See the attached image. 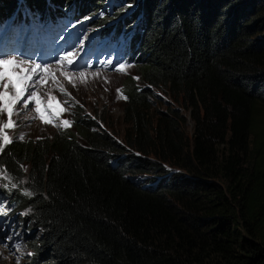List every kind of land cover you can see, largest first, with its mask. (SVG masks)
Listing matches in <instances>:
<instances>
[{
    "label": "trees",
    "instance_id": "1",
    "mask_svg": "<svg viewBox=\"0 0 264 264\" xmlns=\"http://www.w3.org/2000/svg\"><path fill=\"white\" fill-rule=\"evenodd\" d=\"M126 1L0 0L1 22L123 40L139 73L121 137L76 105L73 126L0 142L10 213L41 228L26 264H264V0ZM156 88L180 107L153 110Z\"/></svg>",
    "mask_w": 264,
    "mask_h": 264
},
{
    "label": "rangeland",
    "instance_id": "2",
    "mask_svg": "<svg viewBox=\"0 0 264 264\" xmlns=\"http://www.w3.org/2000/svg\"><path fill=\"white\" fill-rule=\"evenodd\" d=\"M113 4L120 8L128 6L126 0H114ZM110 5L106 8L112 12ZM10 20L0 23V60L14 61L0 65V72L7 73L0 78V97L7 92L10 101L19 84L25 89V98L33 91L40 98L41 112L36 111L35 101L27 109L21 108L23 101L10 103V123L6 102L0 99V142L10 140L16 132L49 134L58 126H73L71 109L76 105L85 115L121 137L125 127L122 84L139 77L137 61L123 57V40L112 44L102 36L94 39L90 26L81 22L50 24L48 21L43 28L32 18L30 25L25 22L21 28V22L11 26ZM29 26L35 32L33 39H39L32 47L26 40ZM18 35L20 38L14 42ZM117 51L118 62L113 60ZM155 92L158 99L153 110L166 109L167 104L180 107L165 90L156 88ZM182 111L186 113L183 108ZM259 115V124L264 127V110ZM65 120L69 123L64 124ZM192 124L188 119L189 133ZM7 181L0 167V189L5 188L4 193L0 192V264H26L41 228L30 218L29 207L21 208L17 214L10 213L15 210L6 195ZM49 257L42 250L38 264H50Z\"/></svg>",
    "mask_w": 264,
    "mask_h": 264
},
{
    "label": "snow or ice",
    "instance_id": "3",
    "mask_svg": "<svg viewBox=\"0 0 264 264\" xmlns=\"http://www.w3.org/2000/svg\"><path fill=\"white\" fill-rule=\"evenodd\" d=\"M5 63H14V61H4V60H0V65H3ZM39 67V66H37ZM7 73L5 72H0V78H2L3 76H5ZM5 87H7V85H5ZM25 93V89H23L22 87L19 86V84L16 85V95L14 97H12V99L9 101L8 100V93L5 92L4 95L2 97H0V99H4L5 100V106L8 108V117H9V121L11 123V116H12V109L11 107H8V105L11 104H15V103H19L20 101H23V103L21 104V108L23 109H27L29 104H31L33 101H35L36 103V111L37 112H41V108H40V98L36 95V93L33 91L30 94L27 95V97L25 98L24 96ZM51 107V105H49ZM69 121L65 120L64 124H68Z\"/></svg>",
    "mask_w": 264,
    "mask_h": 264
}]
</instances>
